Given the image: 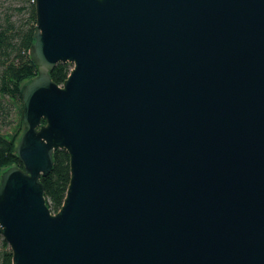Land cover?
<instances>
[{
    "label": "water",
    "instance_id": "95a60500",
    "mask_svg": "<svg viewBox=\"0 0 264 264\" xmlns=\"http://www.w3.org/2000/svg\"><path fill=\"white\" fill-rule=\"evenodd\" d=\"M34 8L21 165L0 174L12 264H264V0ZM58 148L53 213L40 178Z\"/></svg>",
    "mask_w": 264,
    "mask_h": 264
},
{
    "label": "trees",
    "instance_id": "16d2710c",
    "mask_svg": "<svg viewBox=\"0 0 264 264\" xmlns=\"http://www.w3.org/2000/svg\"><path fill=\"white\" fill-rule=\"evenodd\" d=\"M13 9L18 12H26L27 17H19L18 20H15L11 19V13H7L3 21H0V94L12 101L19 102L22 107L21 86L36 73V66L28 54L36 21L34 0H26V4L15 6ZM71 66V63L68 62H58L50 71L51 79L57 84L62 83ZM19 122H21L20 116ZM21 132L19 130L16 137L0 133V174L7 166L21 165L15 154V146ZM69 177V155L63 148L55 149L51 171L40 178L44 185L46 204L53 213L62 204ZM0 264H12L10 247L1 234Z\"/></svg>",
    "mask_w": 264,
    "mask_h": 264
},
{
    "label": "rangeland",
    "instance_id": "374dc122",
    "mask_svg": "<svg viewBox=\"0 0 264 264\" xmlns=\"http://www.w3.org/2000/svg\"><path fill=\"white\" fill-rule=\"evenodd\" d=\"M21 4H26V0H0V21H3L7 13H11V19L15 20H18L19 17H27L26 12H18L13 9ZM20 107L19 102L12 101L10 98L0 94V133L9 137H16L18 131H22V122H19Z\"/></svg>",
    "mask_w": 264,
    "mask_h": 264
}]
</instances>
